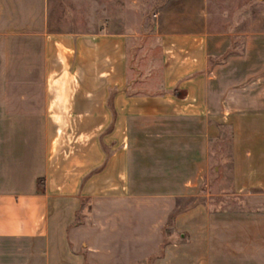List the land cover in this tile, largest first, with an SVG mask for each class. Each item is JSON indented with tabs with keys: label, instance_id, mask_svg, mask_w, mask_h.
<instances>
[{
	"label": "crops",
	"instance_id": "0c3cea01",
	"mask_svg": "<svg viewBox=\"0 0 264 264\" xmlns=\"http://www.w3.org/2000/svg\"><path fill=\"white\" fill-rule=\"evenodd\" d=\"M60 1L0 0V264H264L261 21L93 0L79 30Z\"/></svg>",
	"mask_w": 264,
	"mask_h": 264
},
{
	"label": "rangeland",
	"instance_id": "374dc122",
	"mask_svg": "<svg viewBox=\"0 0 264 264\" xmlns=\"http://www.w3.org/2000/svg\"><path fill=\"white\" fill-rule=\"evenodd\" d=\"M67 1L68 2L64 4L61 0L60 2H62L63 5L61 3L54 4L55 6L53 7L52 16L56 19L54 22L57 25H61L62 27H69L70 29L77 28L79 30H86L88 28H92L94 24H97V26H103L104 24H106L108 12H93V0ZM154 3L155 0H133L134 6L144 5L148 10H152L154 8ZM236 7H238V11L236 12L237 14H233V12L232 14L228 13L229 10L233 11ZM105 8L106 6H103L101 7V10ZM217 8L220 10V12L216 14V17L220 21L232 18L236 19L243 22L245 31L253 30L254 25L258 21H261L262 27H264V0H217ZM242 30L243 29H239V32H241ZM154 48L155 47H152L146 43V45L143 46L134 45L133 51L135 56L143 54L144 56L149 57L156 55V51ZM219 180L220 175H218L217 178L215 177L213 179L214 184H212L211 188L208 189L211 193L210 203L212 208L237 209L242 207L243 201L232 195L230 190H225L228 189L227 185L215 183Z\"/></svg>",
	"mask_w": 264,
	"mask_h": 264
}]
</instances>
